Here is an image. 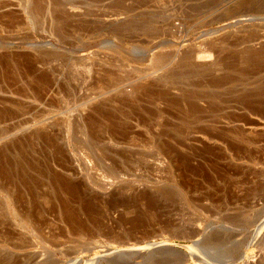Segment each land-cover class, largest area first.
I'll list each match as a JSON object with an SVG mask.
<instances>
[{
	"label": "rangeland",
	"instance_id": "rangeland-1",
	"mask_svg": "<svg viewBox=\"0 0 264 264\" xmlns=\"http://www.w3.org/2000/svg\"><path fill=\"white\" fill-rule=\"evenodd\" d=\"M56 1L0 0V264H264V0Z\"/></svg>",
	"mask_w": 264,
	"mask_h": 264
},
{
	"label": "bare ground",
	"instance_id": "bare-ground-1",
	"mask_svg": "<svg viewBox=\"0 0 264 264\" xmlns=\"http://www.w3.org/2000/svg\"><path fill=\"white\" fill-rule=\"evenodd\" d=\"M54 2L57 3L56 0H24V4L21 5V7H19V10H17V11L18 12L20 11V16L23 17L22 19L30 25L35 24L34 22L38 21V19H42V20H46V21L50 22V25L53 26V28H54V26H56L58 24L60 25V23H62L64 21L74 20L76 18H79L80 15H82L81 11H79L78 10L79 8H77L76 6H71V8H68V9H62V7L64 5H58V7H56V4H54ZM11 14L14 16H12V18L9 17L10 18V19L8 18L9 20L7 19V23L10 22L9 24L17 22V19L14 18L17 15L14 13H11ZM9 16H11V15H9ZM4 23H6V22H4ZM59 25H58V27H59ZM47 37L50 38L49 35ZM69 166L73 170L75 175L79 176L81 178V176H80L81 169H79L80 167L78 168L77 164H75L74 162L69 164ZM15 228H17V227H15Z\"/></svg>",
	"mask_w": 264,
	"mask_h": 264
}]
</instances>
